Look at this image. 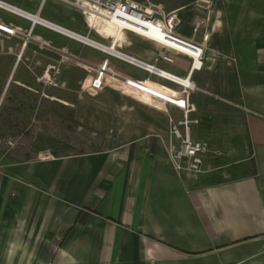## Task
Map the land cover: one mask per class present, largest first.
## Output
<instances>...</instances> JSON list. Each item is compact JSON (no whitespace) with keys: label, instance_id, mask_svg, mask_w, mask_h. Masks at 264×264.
Masks as SVG:
<instances>
[{"label":"crops","instance_id":"crops-1","mask_svg":"<svg viewBox=\"0 0 264 264\" xmlns=\"http://www.w3.org/2000/svg\"><path fill=\"white\" fill-rule=\"evenodd\" d=\"M155 1L177 12L176 35L204 50L201 70L190 74L188 116L190 137L211 151L200 172L171 163L169 119L182 121L179 109L129 91H80L106 56L41 23L108 45L85 30L78 9L62 0H0L26 15L0 8V23L16 30L0 32L1 59L40 79L55 76L74 120L103 136L93 152L1 159L0 264H264V0ZM127 34L123 53L186 80L188 56ZM111 63L122 75L149 77Z\"/></svg>","mask_w":264,"mask_h":264},{"label":"built area","instance_id":"built-area-1","mask_svg":"<svg viewBox=\"0 0 264 264\" xmlns=\"http://www.w3.org/2000/svg\"><path fill=\"white\" fill-rule=\"evenodd\" d=\"M68 3L70 6L78 9L83 16L86 15L88 11H93L95 14H108L111 16L116 15L119 19L123 20L124 23L134 24L136 27H142L143 29H148L140 25L141 23L150 24L154 28H157V32L162 34V38L165 40L173 41L174 43L180 44L183 47H189L193 53L196 54L195 57H188L190 59V69L189 75L183 77L186 80H190L189 85H182L176 81L174 74L164 71L157 67L153 63H147L136 57L127 55L121 51L120 48L111 49V45L104 44L101 41L94 40L89 36L78 35L73 32H68L64 29L56 27L54 25L43 24L42 25L63 34L70 39L87 46L91 49L103 53L106 58L102 60L98 66L93 68L92 74L84 81L80 83V91L86 92L89 95H97L106 88H111L122 95H127L126 91H129L127 96L132 97L136 101L139 99L136 96H149L156 103H160L164 106H171L179 109L183 114V120L180 122H175L169 119V135L171 139L170 146L168 148L169 157L171 163L177 172L188 171V172H200L203 171V157L210 154L211 151L209 147L204 142L195 141L190 137L189 134V124L191 121L188 120L190 113L195 111L194 105L190 102V96L196 87L190 79V74L194 71H200L203 66V56L204 50L201 45L196 43L186 41L181 37L177 36L175 29L179 25V18L177 12H165L161 5L152 2L151 0H62ZM134 3H139L145 5L149 8V12L146 13L143 10L134 6ZM0 8L6 10L12 14L23 15L24 13L16 8L8 6L0 2ZM207 22V19H205ZM204 20L196 21L193 27V32L196 33L203 24ZM89 32H94L93 28L87 25ZM125 31L134 33L135 35L142 37L151 41L150 37L142 35L141 33H136L131 29L126 27ZM0 32L7 36L16 35V30L3 25L0 23ZM29 36V33L26 34ZM207 38L204 37V40ZM103 40V39H102ZM156 45L162 47L163 49L170 50L174 53L181 54L176 49H171L165 43L153 40L151 41ZM121 61L127 65L135 67L149 77L146 79H140L136 77L122 75L111 63L112 59ZM161 60L172 64L173 60L169 56H162ZM197 63V65H195ZM169 73V74H168ZM177 76V75H175ZM150 77H154L156 80L161 81L160 83H166L169 87L175 89L176 94H167L164 91L158 90L153 85ZM54 86L59 84L56 81V77L50 78ZM172 140L174 142H172ZM214 156L222 157L223 153L216 152L213 153ZM47 158V157H46Z\"/></svg>","mask_w":264,"mask_h":264},{"label":"rangeland","instance_id":"rangeland-1","mask_svg":"<svg viewBox=\"0 0 264 264\" xmlns=\"http://www.w3.org/2000/svg\"><path fill=\"white\" fill-rule=\"evenodd\" d=\"M91 36L98 38L94 32ZM118 44L120 49L124 45ZM17 63L0 57V161H30L100 149L102 134L74 120V110L55 91L59 85L49 82L52 77L40 79L27 65Z\"/></svg>","mask_w":264,"mask_h":264},{"label":"bare ground","instance_id":"bare-ground-1","mask_svg":"<svg viewBox=\"0 0 264 264\" xmlns=\"http://www.w3.org/2000/svg\"><path fill=\"white\" fill-rule=\"evenodd\" d=\"M134 6L143 10L144 12L148 13L150 10L147 6L141 5L139 3H134ZM84 17V25L87 27L93 28L94 33L97 37L109 40L111 49H116L119 42L121 43H127V33L134 34L129 31H125L126 27L128 29H131L133 31H136V33H141L142 35H146L147 37H150V39L160 41L162 43H165L169 48L176 49L183 55H186L188 57H195L196 54L193 53L192 50H190L189 47H183L180 44L174 43L173 41L165 40L162 37L161 33L157 32V28H154L150 24L146 25L147 23H141L140 25L144 27H148V29H143L142 27H136L134 24L131 23H124L123 20L119 19L116 15L111 16L108 14H95L93 11H88ZM135 35V34H134ZM197 65V63H195ZM49 78V77H48ZM176 78V77H175ZM176 81L178 83H181L182 85H189L190 82L188 80H183L176 78ZM146 96V95H145Z\"/></svg>","mask_w":264,"mask_h":264}]
</instances>
